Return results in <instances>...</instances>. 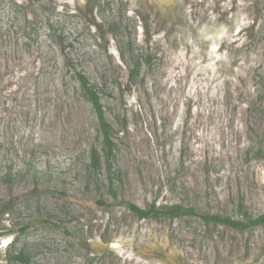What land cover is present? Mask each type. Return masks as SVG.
<instances>
[{
	"label": "rangeland",
	"instance_id": "obj_1",
	"mask_svg": "<svg viewBox=\"0 0 264 264\" xmlns=\"http://www.w3.org/2000/svg\"><path fill=\"white\" fill-rule=\"evenodd\" d=\"M241 200L264 214V0H0V264H264V224L199 215Z\"/></svg>",
	"mask_w": 264,
	"mask_h": 264
},
{
	"label": "trees",
	"instance_id": "obj_2",
	"mask_svg": "<svg viewBox=\"0 0 264 264\" xmlns=\"http://www.w3.org/2000/svg\"><path fill=\"white\" fill-rule=\"evenodd\" d=\"M133 57V56H132ZM141 61L138 58L131 60L129 66V83H131L136 76L139 75ZM78 79L83 89V92L92 104L98 120L99 134L101 137V151L97 147H92L89 153V168L94 172H100L103 169L107 170L108 180L111 185L117 181L120 172L114 168L115 162V142L113 138V126L108 121L102 97L97 88L90 83L89 79L82 73H78ZM128 208L140 218H150L161 216L177 217L181 214L197 213L193 206H183L181 204L157 206L155 203L147 208L140 207L134 202L122 200ZM240 218H234L228 215H221L219 213L202 212L199 215L206 223L224 224L238 230H245L247 228L264 224V214L259 216L251 215L246 209L244 202H239ZM16 259L28 261L24 253L15 256Z\"/></svg>",
	"mask_w": 264,
	"mask_h": 264
}]
</instances>
